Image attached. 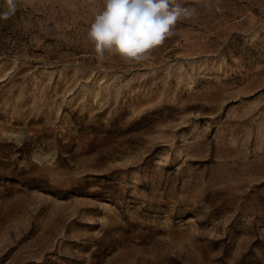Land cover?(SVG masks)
<instances>
[{
	"label": "rangeland",
	"instance_id": "rangeland-1",
	"mask_svg": "<svg viewBox=\"0 0 264 264\" xmlns=\"http://www.w3.org/2000/svg\"><path fill=\"white\" fill-rule=\"evenodd\" d=\"M183 2L139 63L102 0L0 20V264H264V0Z\"/></svg>",
	"mask_w": 264,
	"mask_h": 264
},
{
	"label": "clouds",
	"instance_id": "clouds-1",
	"mask_svg": "<svg viewBox=\"0 0 264 264\" xmlns=\"http://www.w3.org/2000/svg\"><path fill=\"white\" fill-rule=\"evenodd\" d=\"M18 6L19 0H0V20L13 17ZM196 16V7L186 6L183 0H102L86 38L98 61L109 54L139 63L175 35L179 21Z\"/></svg>",
	"mask_w": 264,
	"mask_h": 264
}]
</instances>
